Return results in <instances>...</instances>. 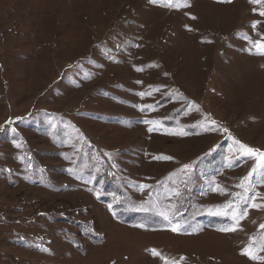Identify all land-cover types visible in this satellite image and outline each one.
Masks as SVG:
<instances>
[{
	"label": "rangeland",
	"instance_id": "rangeland-1",
	"mask_svg": "<svg viewBox=\"0 0 264 264\" xmlns=\"http://www.w3.org/2000/svg\"><path fill=\"white\" fill-rule=\"evenodd\" d=\"M261 13L0 0V264H264Z\"/></svg>",
	"mask_w": 264,
	"mask_h": 264
},
{
	"label": "snow or ice",
	"instance_id": "snow-or-ice-1",
	"mask_svg": "<svg viewBox=\"0 0 264 264\" xmlns=\"http://www.w3.org/2000/svg\"><path fill=\"white\" fill-rule=\"evenodd\" d=\"M152 2L155 3L156 0H152ZM251 2L259 3V2H261V0H251ZM170 6L179 7L180 5H170ZM261 14L264 15V13H261ZM257 47H259L261 49L259 54L264 55V45H257ZM241 147L244 149V154L251 155V156H256L258 154L259 160L264 161V153H258V150L252 149V148L247 147L245 145H241ZM261 227L264 228V225H262ZM173 230L175 231V229H173ZM232 230H234V229H232ZM245 254L250 255V252L245 253ZM252 258L255 259L256 257L252 256Z\"/></svg>",
	"mask_w": 264,
	"mask_h": 264
}]
</instances>
